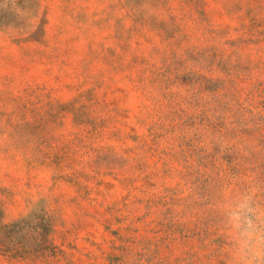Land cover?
I'll list each match as a JSON object with an SVG mask.
<instances>
[{"label": "rangeland", "instance_id": "374dc122", "mask_svg": "<svg viewBox=\"0 0 264 264\" xmlns=\"http://www.w3.org/2000/svg\"><path fill=\"white\" fill-rule=\"evenodd\" d=\"M0 264H264V0H0Z\"/></svg>", "mask_w": 264, "mask_h": 264}]
</instances>
